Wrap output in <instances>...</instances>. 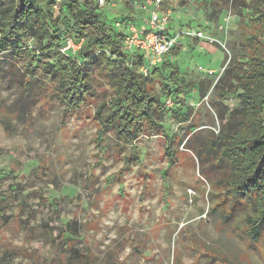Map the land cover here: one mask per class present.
I'll use <instances>...</instances> for the list:
<instances>
[{"label": "rangeland", "instance_id": "374dc122", "mask_svg": "<svg viewBox=\"0 0 264 264\" xmlns=\"http://www.w3.org/2000/svg\"><path fill=\"white\" fill-rule=\"evenodd\" d=\"M103 1L109 16L135 25L156 9L149 0ZM161 2L156 11H170L168 32L177 34L163 85L182 92L164 94L149 80L163 102L172 100V115L143 121L132 143L97 120L112 93L98 69L88 67L89 94L74 108L41 80L42 62L26 90L22 62L0 55V264H264V229L256 239L248 233L251 206L232 195V166L210 147L241 107L236 94L219 100L215 86L245 51L248 10L233 0ZM197 29L228 53L186 36ZM186 111L190 119L179 122L174 114Z\"/></svg>", "mask_w": 264, "mask_h": 264}, {"label": "trees", "instance_id": "16d2710c", "mask_svg": "<svg viewBox=\"0 0 264 264\" xmlns=\"http://www.w3.org/2000/svg\"><path fill=\"white\" fill-rule=\"evenodd\" d=\"M233 2L248 10L240 35L245 51L233 55L215 87L219 100L236 94L241 107L222 120L210 147L218 148L219 158L232 166L229 188L236 200L239 194L248 200L252 211L246 215L251 226L248 233L256 239L264 229V0ZM126 20L109 16L99 8L98 0H0V55L22 62L26 90L33 87L35 70L42 62L38 67L41 80L55 85L54 93L74 108L89 94L88 67L98 69L112 85V93L96 108L97 120L132 143L143 121L151 122L167 112L172 115L149 80H159L164 94L173 92L163 85L161 73L170 67L169 61L144 75L140 71L146 61L144 53L124 48L123 33L115 23ZM68 36L81 43L76 50L63 53L59 48ZM29 39L33 47H28ZM177 74V69H170L168 77L177 83ZM174 92L179 96L182 89L178 86ZM174 116L179 122L191 117L189 111Z\"/></svg>", "mask_w": 264, "mask_h": 264}, {"label": "built area", "instance_id": "2783aa9c", "mask_svg": "<svg viewBox=\"0 0 264 264\" xmlns=\"http://www.w3.org/2000/svg\"><path fill=\"white\" fill-rule=\"evenodd\" d=\"M99 3H103V0H98ZM106 1V0H105ZM162 0H152L156 4V9H158L159 4ZM100 6V5H99ZM152 10L148 18V29H146L143 34L140 32L139 27L131 22H116L115 26L122 31V44L124 48L130 52L141 51L146 57L145 63L141 66L140 71L144 75H148L149 69L158 66L162 63L163 58L168 54L177 44L176 37L177 34L171 35L168 32V21H169V10H166L161 15L157 11ZM230 18V16H228ZM123 26L125 30L120 29ZM220 28H222L220 26ZM186 36L205 40L209 43H217L219 46L228 53L226 44L220 42L214 35L208 33L206 34L203 30L197 29L195 31L185 32ZM81 41L75 43L70 37L67 39L66 44L61 49V52L65 53L68 49L76 50L80 46ZM223 68H221L218 73H221ZM215 71L207 70V73L213 74ZM206 97V96H205ZM164 103L168 106L172 105V100L166 98Z\"/></svg>", "mask_w": 264, "mask_h": 264}, {"label": "crops", "instance_id": "0c3cea01", "mask_svg": "<svg viewBox=\"0 0 264 264\" xmlns=\"http://www.w3.org/2000/svg\"><path fill=\"white\" fill-rule=\"evenodd\" d=\"M148 1V0H147ZM149 1H151V0H149ZM152 2V1H151ZM150 2V4H152ZM167 10V9H166ZM165 10V11H166ZM165 11H162V12H165ZM146 12V11H145ZM141 17H139L138 18V20L136 19V17L134 16V18L133 19H135V20H137L138 21V27H139V30H140V32L143 34V32L146 30V29H148V27H149V25H148V20H146V19H140ZM133 19H131V20H133ZM196 40H198V39H196Z\"/></svg>", "mask_w": 264, "mask_h": 264}]
</instances>
